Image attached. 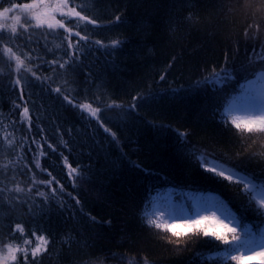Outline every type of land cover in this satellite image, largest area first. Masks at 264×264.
<instances>
[{
    "label": "trees",
    "instance_id": "16d2710c",
    "mask_svg": "<svg viewBox=\"0 0 264 264\" xmlns=\"http://www.w3.org/2000/svg\"><path fill=\"white\" fill-rule=\"evenodd\" d=\"M69 3L73 6V0ZM76 3L98 26L82 25L81 34L87 27L90 39L81 42L79 58L63 69L46 63L68 58L63 29L36 27L30 18L21 23L27 31L21 24L15 26L16 34L13 25L0 28V119L6 125L0 130V137H6L0 149V252L7 244L27 247L28 264H235L223 259L230 245L183 227L174 230L186 234L173 237L149 227L145 218L156 214L158 202L170 192L191 211L193 196L217 197L235 213L238 234L247 226L256 239L264 235V209L257 203L264 189V135L238 133L231 116L227 124L221 122L232 100L259 76L248 56L254 45L264 43V0ZM11 6L0 0V11ZM64 22L70 27L74 20ZM117 39L120 46L110 47ZM5 46L24 60L19 72L15 59L3 53ZM214 70L220 75L213 76ZM222 70L231 74L224 82ZM18 77L21 84L13 87ZM57 87L76 103L100 106L99 116L116 140L87 112L69 105L54 91ZM113 101L122 107L107 108ZM132 104L137 107L130 108ZM24 106L30 111L31 132L27 122L19 123ZM33 137L47 153L40 157L41 167L63 185L55 197L43 184L28 190L33 173L40 180L52 178L32 163L28 148L36 150ZM64 157L79 169L75 179L68 175ZM212 164L251 180L252 191L206 171ZM53 187L59 189L55 182ZM17 224L23 235H13ZM33 230L49 241L35 260L30 253ZM25 238L33 244H23ZM8 264H24L23 254L17 252Z\"/></svg>",
    "mask_w": 264,
    "mask_h": 264
},
{
    "label": "snow or ice",
    "instance_id": "6c2138e0",
    "mask_svg": "<svg viewBox=\"0 0 264 264\" xmlns=\"http://www.w3.org/2000/svg\"><path fill=\"white\" fill-rule=\"evenodd\" d=\"M11 3V7H5L2 11H0V18H4L7 16L8 13L13 12L15 9H19L21 12H27L29 10H35L39 9L41 7H50L52 13L59 12V15L61 17H66L68 20H74V23L70 27H66V24L63 20L56 19L55 15L50 13H37L35 15H32L30 19H33L36 21V27H42L44 24L47 25L49 29L54 28H60L63 29L65 33H67V36H64V40L67 41L65 54L67 55V59H64L61 63L59 60H52L50 65L58 64L61 69L65 68L66 65H70L75 62L76 59L79 58L80 53V46L81 42L87 43L90 39V37L86 34L89 30L87 27H84L82 30L85 34H81V28L82 25H93L98 26L97 21L82 14L83 9L77 10L78 7H81L80 4L76 3V0H73V6H69L68 0H59V2L55 5H47L45 3V0H36V2L32 3H15L13 0H9ZM66 9L67 11H64ZM44 17H47L45 19ZM116 21H120V16H117ZM21 20L20 16H15L14 21L16 24H19ZM24 28L25 31H27V27H25L23 24L20 25ZM0 27H3L0 25ZM250 28L252 25L249 26ZM256 32L259 33V25H256ZM75 29V30H74ZM11 32L13 34L17 33V29L15 26L12 27ZM61 35H63L61 33ZM75 36L78 39L74 42L72 37ZM245 36H248V31H245ZM252 39H255L256 36L250 37ZM4 39V33L0 32V41ZM95 44L105 47L106 45L102 44L101 41L97 40L94 41ZM122 42L117 39L113 41L110 45L112 48H116L120 46ZM57 47H60V45H57ZM68 50H71L70 52ZM3 53L9 54L10 59H15L16 61V71L19 72L20 68L24 66V60H22L19 56L15 55L10 47L5 46L3 48ZM0 58H2V54H0ZM29 60L31 59V56L27 57ZM248 64L249 67L256 69V72L253 74L259 75L261 78H264V43H261L259 48H257L255 45L253 46L251 50V54L248 56ZM26 71L31 72V68L25 69ZM55 69H53L54 71ZM224 72V78L222 82L226 81L227 79L231 78V74L228 73L226 70H222ZM33 76H36L35 72H32ZM219 73H216L215 70L213 71V76H219ZM164 77L161 76V79ZM36 79H40L39 76H36ZM48 79V78H45ZM21 79L18 77L14 81L13 87L20 85ZM55 92L63 95V99L72 107L79 108L81 113L87 112L88 116L90 118H94L97 120L99 127H101L105 133H108L111 135L113 141L116 140V134L114 132H111V130L106 127L99 116V113L101 112V107L96 106L93 107L90 103H76L72 98H70L69 95H64L61 91V88L57 87L54 89ZM137 97H133V100H136ZM15 107L19 108L20 105H15ZM107 108H121L122 105L115 103L114 101L111 103H108L106 105ZM136 104L130 105V108L134 109L136 108ZM256 108V104H253V109ZM19 116V123L23 124L27 122L28 124V131L31 132V116L30 111L27 106H24L22 109V112L18 113ZM228 116H231V126L236 129L238 133H243L247 136H252L253 134H259L264 135V96L261 97L259 101L258 110H250L244 113L243 117H238L235 115H232L231 107L227 110L226 114L221 117V122L227 124L228 123ZM6 125L0 119V130L5 128ZM42 131V130H40ZM6 137H0V149L3 148L5 143ZM9 145L13 143V141H8ZM32 144L36 145V150H33L30 146L28 148L29 152L33 153L32 156V163L34 164L35 168L40 170V172L46 173L48 176L52 177L51 172H48L47 169L42 168L40 164V157L47 155V153L43 150V145L35 139L34 137L31 140ZM44 144L47 145L48 149H51L52 152L56 151V147H54L52 144L48 143L47 140H44ZM64 147H67V144H64ZM63 156V153H60ZM201 163L204 165L208 164V161L206 158L201 159ZM64 164L65 167L68 168V175L70 177H78L80 175L78 168H73L71 165L68 164V158L64 157ZM25 168L28 169L29 172L32 171L28 165H25ZM206 171L213 172L216 176L222 177L226 181H233L236 180L237 183L243 184V190L245 192H251V180L248 179H241L240 177H235L231 172H225L223 169H217L214 165L213 166H207ZM75 174V175H74ZM32 184L29 187V191H32V188L35 187L37 184H43L46 188L51 189L50 195L52 197H55L57 194V191L62 192L63 191V185L59 184V181L56 180L55 177H52L48 180H40L37 179L36 173H33L31 176ZM56 183L59 185V189L53 187V183ZM16 191L20 192L23 191L22 188L17 187ZM37 194L41 197H45V200H47L46 193L43 191H38ZM77 203L79 201L77 200ZM259 209H264V195H262L258 201ZM217 211H221L220 209H216L212 211L211 217L209 216H200V218H192L190 221L185 222L182 225H176L174 223H169L170 217H165L163 214H160L157 216L155 213L152 217L145 218V223L149 227H154L155 229L162 230L165 232H170L173 237H179L181 235H185L186 233H180L176 232L174 229L176 227H183L188 230H195L196 234H202L204 237L211 236L215 241H219L224 245H230L231 247L228 249H225V255L223 259L228 261H234L235 264H244L245 261H257V264H264V235L260 237V239H256L254 234L252 233L251 229H249L247 226H244L242 229V234H238L237 227L233 225V221L236 220L235 215L228 212L227 209H224L223 211L227 214L224 216V218H220L216 215ZM264 214V213H262ZM227 221V222H226ZM201 224H205V227H201ZM207 224H211L212 228L209 230V227H207ZM15 232H19L21 235H23L24 229L22 225L17 224L15 226L13 235ZM230 234V238H229ZM32 236L35 237V246L30 247V253L35 260V258L40 255L42 252L47 251V245L49 243L48 239L44 235H36L35 230L32 232ZM171 242V240H169ZM23 244L31 246L33 244L32 240H29L25 238L23 240ZM7 250L5 256H0V264H8V260L11 261L16 260V253L21 252L24 257V264H28V255H29V248H21L19 246H14L13 244H7L4 246ZM38 264V262H37ZM129 264H132V262H129ZM145 264H147V261L145 260Z\"/></svg>",
    "mask_w": 264,
    "mask_h": 264
},
{
    "label": "rangeland",
    "instance_id": "374dc122",
    "mask_svg": "<svg viewBox=\"0 0 264 264\" xmlns=\"http://www.w3.org/2000/svg\"><path fill=\"white\" fill-rule=\"evenodd\" d=\"M58 2L59 0H45V3L47 5H52V6H55ZM69 6L71 7L72 5L69 3ZM64 11L67 10L64 9ZM45 12L55 15L56 19L58 20H63V21L67 20L66 17H61L59 15V12L52 13L50 7H41L39 9L29 10L27 12H21L19 9L14 10L13 12L8 13L6 17L0 18V25L4 26L6 24V25L19 26L25 19L30 18L32 15H35L37 13H45ZM15 16L21 17L19 24L15 23L14 21ZM44 18L47 19V17ZM262 96H264V78L258 76L249 83L248 91L235 97L232 100V103L230 105L232 115L243 117L244 113L247 111L258 110L259 101ZM254 103L256 104L255 109H253ZM213 165L217 169H223L226 173L231 172L234 178L238 176L241 179H246L243 175L236 174L234 171L226 170L225 168L219 166V164H212V166ZM262 195H264V189L259 191L258 197L260 198ZM193 198L195 199V205L193 210L191 211L188 208L185 200L181 201V199H178V197L174 195L172 192L167 193L164 197V201L158 202L156 215L159 216L160 214H163L165 217H170L171 219H169L168 222L174 223L176 225H182L185 222L190 221L192 218L198 219L200 218V216L211 217L212 211L216 209L221 210L216 212V215L220 218H224V216L227 214L226 212L223 211L224 209H227L228 212L235 215V213L231 210V208L226 204L222 203L220 200H218L217 197L205 198L204 196L198 195V196H193ZM232 223L238 229L239 223L237 217L236 220H234ZM6 252L7 250H5L4 252H0V256H5ZM10 261L11 260L9 259L8 262Z\"/></svg>",
    "mask_w": 264,
    "mask_h": 264
}]
</instances>
